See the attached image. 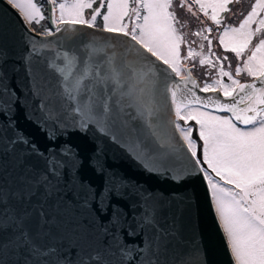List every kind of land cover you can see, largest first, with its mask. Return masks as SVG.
Masks as SVG:
<instances>
[{
    "label": "snow or ice",
    "instance_id": "obj_1",
    "mask_svg": "<svg viewBox=\"0 0 264 264\" xmlns=\"http://www.w3.org/2000/svg\"><path fill=\"white\" fill-rule=\"evenodd\" d=\"M4 3L19 10L26 33L47 19L52 27L41 35L63 37L57 47H38L33 37L24 57L44 63L55 81L40 78L32 91L48 138L71 123L150 171L176 155L190 157L232 264H264V0H250L246 11H233L241 0H179L199 20L191 32L174 0H44L47 17L34 0ZM233 17L238 23H229ZM83 28L108 35L85 39ZM197 66L202 84L193 76ZM77 159L68 144L41 150L18 129L0 136V264H160L172 233L160 226L151 196L138 191L140 210H126L115 201L129 188L115 176L100 191L75 178L65 191V172L69 162L79 171ZM96 163L103 174L99 156ZM70 210L96 213L102 248L85 255L68 242L80 228Z\"/></svg>",
    "mask_w": 264,
    "mask_h": 264
},
{
    "label": "water",
    "instance_id": "obj_2",
    "mask_svg": "<svg viewBox=\"0 0 264 264\" xmlns=\"http://www.w3.org/2000/svg\"><path fill=\"white\" fill-rule=\"evenodd\" d=\"M48 7L47 4L49 15ZM82 31L85 39H100L108 35L88 28H83ZM33 37L38 47L40 43L49 41L52 42V47H57L58 42L63 43L60 33L50 37L37 31L26 33L19 10L12 9L4 0H0V92L5 87L8 90L6 95H0V136L6 132L11 137L13 130L18 129L41 150L58 151L65 144L71 146L78 157L76 164L79 171L69 162L61 185L65 191L71 188L74 178L77 182L83 180L100 191L115 176L126 182L129 188L128 195L115 203L128 211L140 210V199L136 195L138 191L149 194L152 198L150 203L160 209V226L172 233L166 250H162L159 256L160 264H232L222 230L218 227L210 191L190 157L176 155L167 162L166 168L150 171L145 167V162L134 158L97 132L79 131L71 127V123L66 131L57 133L55 139L48 138L42 113L32 91L40 78L53 84L55 81L44 63L26 64L24 57ZM4 102L8 103L6 112ZM128 111L133 112V109ZM97 156L104 167L103 174L96 163ZM176 169L186 170L183 179L172 178ZM68 199L71 200L72 197L69 196ZM69 217L73 223L80 224L77 234L70 233L69 243L77 245L85 255L104 246L105 238L99 229L101 221L96 219V213L77 214L70 210ZM94 220L95 225L92 223ZM106 222L107 215L104 223L108 226Z\"/></svg>",
    "mask_w": 264,
    "mask_h": 264
},
{
    "label": "trees",
    "instance_id": "obj_3",
    "mask_svg": "<svg viewBox=\"0 0 264 264\" xmlns=\"http://www.w3.org/2000/svg\"><path fill=\"white\" fill-rule=\"evenodd\" d=\"M34 2L43 5L44 15L47 17V3H44V0H34ZM177 4H179V0H177ZM232 7H233V11H236L238 9L242 10V11H246L247 8L249 7V3L246 0H243L241 3L233 5ZM178 16L180 17L181 20H184V17L187 16V12L183 11V14L182 15L178 14ZM236 18H239V17H233L229 21H231L233 23V22H235ZM32 28H35V31L42 33L45 28H51V25H50L49 21L46 19L42 22L41 25L33 24ZM234 67H235V61L233 60V69H234ZM193 75L197 78L198 82L201 84L206 79V77L204 75V69L200 68L199 66H197L195 69H193Z\"/></svg>",
    "mask_w": 264,
    "mask_h": 264
},
{
    "label": "rangeland",
    "instance_id": "obj_4",
    "mask_svg": "<svg viewBox=\"0 0 264 264\" xmlns=\"http://www.w3.org/2000/svg\"><path fill=\"white\" fill-rule=\"evenodd\" d=\"M242 1L243 0H241V2ZM246 1L248 3H250V0H246ZM178 6H179V4H177V0H174V10L177 12V14L182 15L183 14V11H186V9H181ZM238 20H239V18H236L235 19V22H233V23H238ZM184 21H186L188 23L187 31H189V32L194 31V30H197L200 27L199 20H197L195 17L191 16V14H189V13H187V16L184 17ZM229 23H232V22L229 21ZM51 27H52V25H51ZM189 38L190 39H197V38L191 37V36ZM212 204H213V202H212ZM213 207H214V204H213ZM214 210H215V208H214Z\"/></svg>",
    "mask_w": 264,
    "mask_h": 264
},
{
    "label": "flooded vegetation",
    "instance_id": "obj_5",
    "mask_svg": "<svg viewBox=\"0 0 264 264\" xmlns=\"http://www.w3.org/2000/svg\"><path fill=\"white\" fill-rule=\"evenodd\" d=\"M241 80H242V82H245L246 78H244V77H241Z\"/></svg>",
    "mask_w": 264,
    "mask_h": 264
}]
</instances>
